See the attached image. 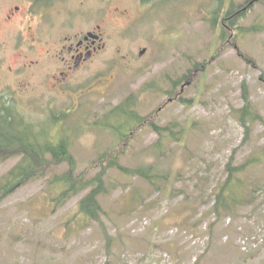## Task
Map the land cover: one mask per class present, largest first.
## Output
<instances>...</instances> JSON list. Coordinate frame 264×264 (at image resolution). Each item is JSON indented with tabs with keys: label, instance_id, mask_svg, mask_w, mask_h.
Returning <instances> with one entry per match:
<instances>
[{
	"label": "rangeland",
	"instance_id": "1",
	"mask_svg": "<svg viewBox=\"0 0 264 264\" xmlns=\"http://www.w3.org/2000/svg\"><path fill=\"white\" fill-rule=\"evenodd\" d=\"M0 1L4 28L8 4L17 0ZM141 1L60 0V12L53 13L57 22L65 13H74L75 27H84L91 24H83L85 13L93 22L106 12V30L112 37L90 61L91 68L79 71L61 88L52 90L50 77L35 71L8 79L12 89H6L3 80L11 75L6 73L0 79V96L13 98L10 92L16 89L13 93L27 119L47 125L55 142L65 134L80 173L102 153L121 146L114 133L100 125L111 108L152 84L157 91L143 92L138 110L142 115L158 110L179 76L196 62H205L207 71L196 75L195 83L183 93L194 102H170L156 119L160 125L171 121L182 125L181 141L170 139L163 152L157 151L158 135L145 127L132 136L119 158L129 168L152 163L162 174L170 172L171 189H156L140 176L129 179L112 168L107 176L109 192L101 198L105 210L101 225L80 213L79 201L86 191L55 204L53 198L61 188H56L54 178L69 166L66 162L53 166L45 176L0 198V264H195L201 255L199 264H264V161L242 173L250 201L239 215L221 219L208 231L214 219L208 214L193 229L197 217L213 205L214 198L206 204L202 201L226 179L232 152L236 151V164L262 154L264 29L252 27L264 25V2L254 5L241 20L244 29L225 42L220 26L212 22L219 0ZM115 7L121 12L112 13ZM55 31L62 29L57 26ZM3 36L8 37L0 31V39ZM13 53L9 47L5 66L15 61ZM244 81L261 116L245 143V128L235 116V109L244 104ZM89 86L103 89L80 95ZM111 121L119 124L124 118L113 116ZM18 160L0 159V178ZM98 170L93 167L89 174ZM108 237L113 239L110 243Z\"/></svg>",
	"mask_w": 264,
	"mask_h": 264
},
{
	"label": "trees",
	"instance_id": "2",
	"mask_svg": "<svg viewBox=\"0 0 264 264\" xmlns=\"http://www.w3.org/2000/svg\"><path fill=\"white\" fill-rule=\"evenodd\" d=\"M142 1L148 2L149 0ZM251 1L252 0H246L243 3H235V1L231 0V3L229 2L226 8H223V4H226V0H219L218 7L213 11L215 14L213 24L214 26L216 24L220 26L223 41L226 42L229 39L232 33L231 31L244 29L241 20L256 4L252 5ZM261 1L264 2V0H260V2ZM260 29H264V25L259 26L255 24L252 27V30L258 31ZM245 59L251 61L247 56ZM206 67L205 62H196L194 67H189V72L195 68V70L200 73L203 72ZM185 78L189 80V76L181 74L179 79L174 82V86ZM173 91L174 90L171 92ZM242 92L244 104L235 109V116L245 128V139L243 140V143H245L251 137L253 125L261 116L250 99L247 81L243 83ZM193 100L195 99H189L187 101L188 104L191 105L194 102ZM107 115H110L111 119L113 118L112 116L123 117L125 120L123 121L124 123L119 124L121 127L125 125V121L130 122V119L138 118L134 107L126 105V102H121L119 105L112 108ZM109 119L110 118L107 119V122H104L105 125L120 127L118 124H114L111 119L109 121ZM13 121V116L9 113L8 109L0 110V159L6 160L12 157L19 158L8 173L0 178L1 199L9 196L19 188V186L45 176L51 167L60 165L64 162L68 163L69 169L59 175V177L54 178V183L57 184L56 188L58 189L60 187L61 189L58 190L53 201L56 205H59L67 198L88 190L79 202L80 213H82L85 218L101 223V225H103L101 218L103 208L100 203V196L108 190L104 176L110 168L119 169L129 179H132L134 176H140L156 189H163L164 191L171 189L170 172L162 174L152 163L146 165L142 164L137 168H129L120 163L119 158L124 154V147L118 150L111 149L112 151L110 150L102 153L96 161L92 162L88 169L78 173L77 159L71 152L67 141L61 139L59 142L53 143L49 139V134L46 132L47 130L40 132L34 124L28 122H24L21 130L15 129V126H13L10 131L9 128L11 127V123L14 124ZM172 124V131L170 127L161 129L159 126H154V129L157 130L160 135V138H158L155 143L157 151L163 152L168 144V140H170L165 138L163 131L170 130L174 136L178 134V132L174 130V127L178 126V124L175 122ZM171 141L181 140L179 138H172ZM235 155L236 151L231 154L225 166L227 172L226 179L219 182L203 199V204L210 202L212 198H214L215 202L201 218L197 217L193 225L194 230L198 229L201 220L208 214H213L215 217V219L209 223L208 231L213 230L221 219L239 215V209L250 201L247 199L248 194H250V189L246 187L242 179V173L249 166L264 161V147L261 155H252L242 164L235 163ZM93 167H98L99 170L96 174L90 175L89 173H91ZM129 182L133 183L131 181ZM189 196L190 193L185 196V199L187 200ZM112 240V238L108 237L109 243ZM201 258L202 255L197 258L195 264H199Z\"/></svg>",
	"mask_w": 264,
	"mask_h": 264
},
{
	"label": "flooded vegetation",
	"instance_id": "3",
	"mask_svg": "<svg viewBox=\"0 0 264 264\" xmlns=\"http://www.w3.org/2000/svg\"><path fill=\"white\" fill-rule=\"evenodd\" d=\"M53 1L17 0V3L11 1L8 4L4 16L6 27L1 28L0 26V31L7 33L8 36L0 39V79H3L2 76L6 73L11 75L7 80H3V88L11 86L8 79L36 71L40 75L50 77L52 89H59L79 71L90 67V61L105 48L107 39L112 37L111 33L106 30L109 24L106 12H100V18L98 16L93 22L85 13L83 24L89 21L91 24L75 27L74 13H65L59 22L53 19V13L60 12L59 5H62L60 0ZM109 1L103 0L104 3ZM111 12L121 11L115 7ZM57 26L62 29L61 32L55 31ZM118 34L122 37L123 29ZM9 47L14 51L15 61L13 64L8 62L5 66L8 58L5 54ZM18 83L22 86L25 84H22L21 79ZM102 89V87L93 89L89 86L87 90H81L80 95ZM13 92L15 91L10 92L14 95L13 98H0V110L8 109L9 113L14 114V124L11 123L10 131L13 126L15 129L21 130L22 128L20 115L23 112L19 109L20 102H18L17 94ZM76 98L78 99L79 96ZM13 104L16 106L18 104L15 111L12 110ZM77 107L76 103L74 110ZM152 120L153 118L149 117L142 124L151 123Z\"/></svg>",
	"mask_w": 264,
	"mask_h": 264
}]
</instances>
